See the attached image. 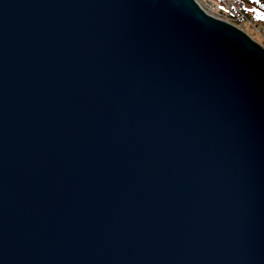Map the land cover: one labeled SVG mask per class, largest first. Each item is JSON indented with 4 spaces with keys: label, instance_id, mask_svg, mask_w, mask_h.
<instances>
[{
    "label": "water",
    "instance_id": "95a60500",
    "mask_svg": "<svg viewBox=\"0 0 264 264\" xmlns=\"http://www.w3.org/2000/svg\"><path fill=\"white\" fill-rule=\"evenodd\" d=\"M0 264H264V49L196 0H0Z\"/></svg>",
    "mask_w": 264,
    "mask_h": 264
},
{
    "label": "rangeland",
    "instance_id": "374dc122",
    "mask_svg": "<svg viewBox=\"0 0 264 264\" xmlns=\"http://www.w3.org/2000/svg\"><path fill=\"white\" fill-rule=\"evenodd\" d=\"M197 1L201 3L203 7H205L204 10L208 15L236 26L264 49V30L261 29L259 26H257V24L253 20L249 19L244 24L236 23V21L227 17L230 16L227 10L221 9L223 13L218 11L216 7L212 5L213 0H197ZM233 11H237V10H233Z\"/></svg>",
    "mask_w": 264,
    "mask_h": 264
},
{
    "label": "trees",
    "instance_id": "16d2710c",
    "mask_svg": "<svg viewBox=\"0 0 264 264\" xmlns=\"http://www.w3.org/2000/svg\"><path fill=\"white\" fill-rule=\"evenodd\" d=\"M231 1L236 4L237 11L227 10L230 15L227 16L228 18L239 24H244L249 19L253 20L257 26L264 30V0H259V2H254V0Z\"/></svg>",
    "mask_w": 264,
    "mask_h": 264
},
{
    "label": "built area",
    "instance_id": "2783aa9c",
    "mask_svg": "<svg viewBox=\"0 0 264 264\" xmlns=\"http://www.w3.org/2000/svg\"><path fill=\"white\" fill-rule=\"evenodd\" d=\"M197 1V0H196ZM198 2V1H197ZM219 2V3H218ZM198 4H199V6L204 10L205 9V7H203L202 6V4L201 3H199L198 2ZM212 5L214 6V7H216V9L218 10V11H220L221 13H223L222 11H221V9L223 10V9H226V10H237V8H236V4L233 2V1H231V0H213L212 1ZM205 11V10H204ZM206 12V11H205Z\"/></svg>",
    "mask_w": 264,
    "mask_h": 264
},
{
    "label": "snow or ice",
    "instance_id": "6c2138e0",
    "mask_svg": "<svg viewBox=\"0 0 264 264\" xmlns=\"http://www.w3.org/2000/svg\"><path fill=\"white\" fill-rule=\"evenodd\" d=\"M254 2H259V0H254Z\"/></svg>",
    "mask_w": 264,
    "mask_h": 264
}]
</instances>
